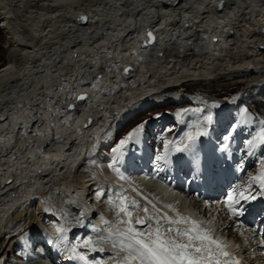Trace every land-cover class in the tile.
I'll return each mask as SVG.
<instances>
[{
    "label": "bare ground",
    "instance_id": "obj_1",
    "mask_svg": "<svg viewBox=\"0 0 264 264\" xmlns=\"http://www.w3.org/2000/svg\"><path fill=\"white\" fill-rule=\"evenodd\" d=\"M80 14L87 19L84 24ZM262 25L264 0H0V28L9 35L6 43L12 50L0 68V251L3 242L17 235L20 242L24 237L31 244L36 232L29 229H35L38 209L45 222L68 236L83 227L80 220L93 214L92 226L80 231L82 240L101 242L112 260L110 253L120 248L103 234L124 225L118 223L121 217L111 201L124 195L146 204L137 195L144 190L156 203L161 195L172 193L157 180L144 182L147 175H128L119 167L127 177L121 179L108 168L103 142L137 114L162 103L205 104L210 113L218 108L222 115L223 107L236 108L243 92L214 107L178 89L240 73L262 77ZM148 30L155 31V41L142 46ZM128 64L132 69L124 74L122 68ZM259 85L264 88V77ZM80 92L87 93V100L77 103L80 110L65 112ZM114 108L121 116L108 124L109 132L100 133L107 119L99 113ZM89 115L92 125L84 127ZM90 139V148L83 152L82 143ZM89 160L91 175L85 174ZM38 168L42 173H36ZM69 178L75 189L66 197L60 191ZM80 216L84 217L77 222ZM104 220L115 226L107 227ZM226 230L239 239L236 231ZM52 236L56 252L64 243ZM242 249L247 253L250 248ZM43 255L29 264H53ZM252 264H264V256L253 258Z\"/></svg>",
    "mask_w": 264,
    "mask_h": 264
},
{
    "label": "snow or ice",
    "instance_id": "obj_2",
    "mask_svg": "<svg viewBox=\"0 0 264 264\" xmlns=\"http://www.w3.org/2000/svg\"><path fill=\"white\" fill-rule=\"evenodd\" d=\"M148 36L149 42H151L154 39L153 34L149 32ZM129 70L125 68L123 71L127 73ZM78 99L84 100L86 97L82 95ZM74 107L75 105H69V108ZM248 119V110L241 109L238 123H245ZM212 122V115H208L204 118L203 125L199 123L193 125L195 131L185 132L178 141H164V151L155 156L156 171H165L170 167L173 164L172 155L174 153H187L189 154L188 175L191 176L192 182L200 178L205 181L210 180L211 172L201 164L196 146L201 137L209 134L207 125ZM236 126V124L230 125V129H234ZM143 127V124L138 125L125 138L119 140L112 149L115 156L109 167L121 179H127V177L117 165L122 163L127 145L138 138ZM228 138L226 135L225 141ZM255 142L264 145V129H261ZM248 144L253 145L254 141L249 140ZM227 149V143H224L220 148L221 151ZM253 182L258 184L264 194V172L253 177ZM250 187L251 185L245 189H233L227 193L224 203L230 215H242L245 209L240 207L241 202L256 199L255 195L250 194ZM133 191L137 190L134 188ZM98 195H102V193H98ZM137 195L141 196L146 204H141L135 198L124 195L111 201L117 216L121 217L118 223L124 225L122 230L118 229L107 237L113 246H119L120 252L123 253V255L118 254L116 264H241L234 253L226 250L227 245L214 237L212 230L202 227L203 221L182 215L172 204H163L162 207H158L157 203L147 196H143L139 191H137ZM162 209L170 210L173 215H169ZM137 210L142 211L144 215H134ZM103 223L109 228L115 226L107 220H104ZM59 231H63V229ZM85 244L93 251H103L102 247L99 249L95 247L91 238L86 240ZM261 246L264 247V239L261 240ZM72 251L74 255L70 259L75 258L89 264L85 255L76 252L75 249ZM92 264H99V262H92Z\"/></svg>",
    "mask_w": 264,
    "mask_h": 264
},
{
    "label": "rangeland",
    "instance_id": "obj_3",
    "mask_svg": "<svg viewBox=\"0 0 264 264\" xmlns=\"http://www.w3.org/2000/svg\"><path fill=\"white\" fill-rule=\"evenodd\" d=\"M8 36L9 35H7L5 33V31L0 28V68L3 65L8 63L9 55L12 53V50H10L8 48V43H6L8 40ZM250 75L245 74V77H244V74L240 73V74L234 75L232 77H227L226 79H221V80L219 79V81H210V83H204L203 85H201L198 88H190L189 85L186 83L184 85H182L183 87L181 86L179 89L177 87L176 88L178 89L179 92H182V93L190 92L191 95L194 93L193 95H195V96L198 95L197 96L198 98H204V102L208 101L206 98H210V97H208L207 94H210L211 96H215V97L225 98L224 96L228 95L230 93H231L230 95L235 94V96H236L237 94H241L243 92V97L241 99H239L241 101L240 103L243 104V103H246L248 101H250V102L245 104L243 107V109L246 108L248 110L249 119L245 123H241V128L243 130H246L247 133L250 135L253 133V130L255 128H257L261 124V121L264 119V115H263V112H264V95L258 96L256 98L253 97L255 92H257V93L264 92V88L261 89L263 87V85L262 86L259 85V81L263 79L264 75L262 77H261V74H260V76H257V75L256 76L255 75L250 76ZM258 86H260V87H258ZM198 93L202 94V95H199ZM245 96H247V97H245ZM234 97L231 99H227V98L226 99L230 101V100H233ZM195 99H197V98H195ZM205 100H207V101H205ZM229 101H228V103H229ZM208 102H210V103L213 102L212 106H214V107H216V105L217 106L222 105L221 103L218 104L217 101H208ZM240 103L238 105L239 107L241 106ZM172 105H181V106L184 105L185 106L184 102H180V101L168 102L166 104L162 103V105L154 106L151 109L143 111V114H141V113L139 115L137 114L136 116H134V118H132V120L129 122V124L125 125V126H126V128H128V126H132L136 122H137L136 123L137 125L143 124V126L145 125V123H148V127L150 128V133L152 134L153 124H154L157 127L158 131L161 133L158 137H160V139H164V135H167L168 131L173 128V125H172L173 119H171L170 115L167 114V112L165 111L167 108H171ZM238 106L236 107V109L239 108ZM155 112H160V114L159 115H153ZM180 112L182 113L183 111L178 110L179 114H180ZM202 116L205 117L204 114ZM203 117H201V118H203ZM160 150H161V148H159V151ZM86 168L87 167H85L84 170ZM91 168H93V166H91ZM109 169H111V168H109ZM93 195L96 196L95 193H93ZM41 209H40V211H42ZM36 214H37L36 215L37 219H36V222L34 223L35 229H29V230L43 231V228L39 224L40 216H39V210L38 209L36 210ZM27 232H25V234ZM2 244L3 245H2V248L0 251V264H10V263L11 264L12 263L13 264H17V263L21 264V262L18 260V257H17L18 255H22V251L20 249L21 244H20L19 235H17L13 240H10V241L7 240L6 242H3ZM42 260H44V259H42Z\"/></svg>",
    "mask_w": 264,
    "mask_h": 264
},
{
    "label": "water",
    "instance_id": "obj_4",
    "mask_svg": "<svg viewBox=\"0 0 264 264\" xmlns=\"http://www.w3.org/2000/svg\"><path fill=\"white\" fill-rule=\"evenodd\" d=\"M78 18L81 19V20H83V19H85V16L80 14ZM261 31L264 32V26L261 27Z\"/></svg>",
    "mask_w": 264,
    "mask_h": 264
}]
</instances>
